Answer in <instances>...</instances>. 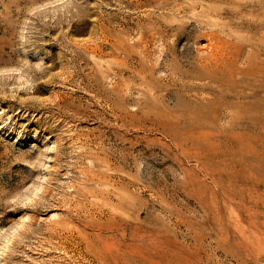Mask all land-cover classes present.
I'll list each match as a JSON object with an SVG mask.
<instances>
[{
	"label": "rangeland",
	"instance_id": "1",
	"mask_svg": "<svg viewBox=\"0 0 264 264\" xmlns=\"http://www.w3.org/2000/svg\"><path fill=\"white\" fill-rule=\"evenodd\" d=\"M0 264H264V0H0Z\"/></svg>",
	"mask_w": 264,
	"mask_h": 264
}]
</instances>
